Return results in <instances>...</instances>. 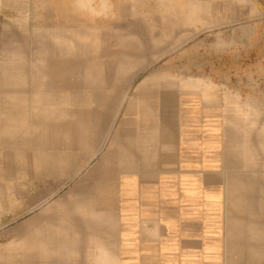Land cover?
<instances>
[{"label":"crops","instance_id":"crops-1","mask_svg":"<svg viewBox=\"0 0 264 264\" xmlns=\"http://www.w3.org/2000/svg\"><path fill=\"white\" fill-rule=\"evenodd\" d=\"M159 77L137 83L112 139L98 154L83 139L76 163L72 146L42 151L8 129L20 192L16 224L0 213V264H264V134ZM46 170L80 176L21 196L26 173Z\"/></svg>","mask_w":264,"mask_h":264},{"label":"rangeland","instance_id":"rangeland-1","mask_svg":"<svg viewBox=\"0 0 264 264\" xmlns=\"http://www.w3.org/2000/svg\"><path fill=\"white\" fill-rule=\"evenodd\" d=\"M149 75L170 94L249 116L243 124L263 135V0H0V213L11 225L21 173L8 129L35 137L42 151L72 146L76 163L83 139L95 154L112 139L131 92ZM25 176L23 197L61 191L80 174Z\"/></svg>","mask_w":264,"mask_h":264},{"label":"bare ground","instance_id":"bare-ground-1","mask_svg":"<svg viewBox=\"0 0 264 264\" xmlns=\"http://www.w3.org/2000/svg\"><path fill=\"white\" fill-rule=\"evenodd\" d=\"M49 223H50V222H49ZM48 228H49V227H48ZM49 230H50V229H49ZM48 234H50V233H48ZM48 237H49V236H48ZM36 238H37V237H36ZM36 238H35V239H36ZM50 238H51V237H50ZM37 239H38V238H37ZM41 239H42V238H41ZM39 240H40V239H39ZM42 240H43V239H42ZM49 240H50V239H49Z\"/></svg>","mask_w":264,"mask_h":264},{"label":"flooded vegetation","instance_id":"flooded-vegetation-1","mask_svg":"<svg viewBox=\"0 0 264 264\" xmlns=\"http://www.w3.org/2000/svg\"><path fill=\"white\" fill-rule=\"evenodd\" d=\"M263 2H264V0H263Z\"/></svg>","mask_w":264,"mask_h":264}]
</instances>
